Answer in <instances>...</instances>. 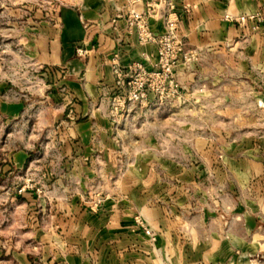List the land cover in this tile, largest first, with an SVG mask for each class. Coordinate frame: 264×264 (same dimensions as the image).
<instances>
[{
	"label": "rangeland",
	"instance_id": "374dc122",
	"mask_svg": "<svg viewBox=\"0 0 264 264\" xmlns=\"http://www.w3.org/2000/svg\"><path fill=\"white\" fill-rule=\"evenodd\" d=\"M167 1L173 14L161 15L159 31L147 19L148 31H140V45H152L154 52L145 50L141 61L130 63H140L142 70L130 73L125 87L108 95L114 131L97 137L91 174L60 185L56 178L47 181L41 166L9 168L12 153L26 143L43 156L42 145L63 142L65 127L55 116L62 101L49 95L51 81L24 53L25 37L44 16L55 15L56 0H0V264H24L17 245L26 227L40 218L48 193L65 189L96 196V208L107 197L128 204L136 225L150 237L162 236L167 227L178 234H194L202 222L209 228L201 216L224 198L227 188L214 171L225 164L223 131L232 133L233 141L238 117L252 113L250 107H237L234 89L253 83L264 87V0H217L222 23H235L241 32L234 37L225 32L210 44L199 42L212 35L195 23L193 5ZM216 86L232 91L228 108L215 106L221 95L212 92ZM130 93L139 98L129 100ZM115 98L119 102L112 104ZM22 99L26 103L16 117L2 112L1 102ZM112 108L115 115H110ZM142 205L159 211H152L159 228L148 223Z\"/></svg>",
	"mask_w": 264,
	"mask_h": 264
},
{
	"label": "crops",
	"instance_id": "0c3cea01",
	"mask_svg": "<svg viewBox=\"0 0 264 264\" xmlns=\"http://www.w3.org/2000/svg\"><path fill=\"white\" fill-rule=\"evenodd\" d=\"M179 2L193 5L195 23L211 29L212 37L204 42L200 38L201 44L219 41L225 32L233 37L241 32L235 23H222L217 0ZM55 3V15L44 16L36 31L25 37L24 53L35 70L41 68L40 74L51 81L46 85L49 95L62 101L55 116L65 127L63 142L42 145L43 156H36L34 145L26 143L12 153L9 168L31 171L41 166L47 181L56 178L64 185L87 179L83 174L90 175L95 166L97 137L114 131L108 95L115 85L116 64L125 67L141 61L145 50H155L152 45L141 46L136 32L129 29L130 10L145 14L150 28L158 32L169 5L163 0ZM152 3L155 9L149 10ZM80 47L88 50L86 55L78 54ZM234 91L237 107H250L252 113L238 117V136L233 141L232 133L223 131L225 164L215 165L214 171L227 188L224 198L201 216V222L204 218L210 222L209 228L202 222L194 234H178L167 227L162 236L150 237L136 225L128 204L107 197L96 208V196L65 189L48 193L40 218L26 227L24 241L17 245L23 249L24 264H264V87L237 85ZM212 92L221 94L215 106L228 108L232 91L216 86ZM25 103L23 99L1 102V110L16 117ZM237 153L239 157L233 158ZM152 211L141 206L148 223L159 228ZM163 223L165 227V218Z\"/></svg>",
	"mask_w": 264,
	"mask_h": 264
},
{
	"label": "built area",
	"instance_id": "2783aa9c",
	"mask_svg": "<svg viewBox=\"0 0 264 264\" xmlns=\"http://www.w3.org/2000/svg\"><path fill=\"white\" fill-rule=\"evenodd\" d=\"M131 3L135 4L138 0H129ZM164 3L168 4L167 0H163ZM155 4L156 3H152L149 4V10H153L155 9ZM169 5V4H168ZM169 11L170 13H168L169 15L173 14V7H169ZM146 17L145 14H143L142 12H138V10L136 9H131L130 10V16H129V29H133L138 37V40L140 42V31H145L147 32L148 29L146 26ZM148 39H152V35L148 34L147 36ZM88 52L87 49H84L82 47L78 48V54L83 56L86 55ZM138 70H142V65L140 63H134L132 65L129 66H119L116 64V66L114 67V73L116 75V81H115V85L113 86V88L111 89L110 93L114 94L116 93V89H120V88H124L126 85V76H128L130 73L134 72V71H138ZM129 84V83H128ZM139 98V94L138 93H134V95H132V93H130V95L128 96L129 100H132L133 98ZM127 97H124L123 99V103H125L127 101L126 99ZM111 100V98H110ZM119 101H117V99L115 98L114 100L112 99V104L114 103H118ZM115 110H117V107H115ZM114 110V108L111 109L110 111V115H115L117 112Z\"/></svg>",
	"mask_w": 264,
	"mask_h": 264
}]
</instances>
